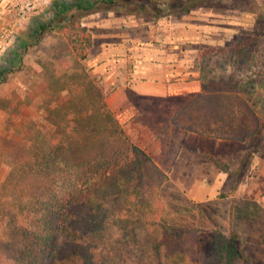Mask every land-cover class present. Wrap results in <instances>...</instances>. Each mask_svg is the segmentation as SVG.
<instances>
[{
    "label": "rangeland",
    "instance_id": "obj_1",
    "mask_svg": "<svg viewBox=\"0 0 264 264\" xmlns=\"http://www.w3.org/2000/svg\"><path fill=\"white\" fill-rule=\"evenodd\" d=\"M130 1L132 9L145 2ZM181 4L174 0L171 7ZM203 6L226 9L228 21H236L240 26L225 44L210 48L209 56L200 60L199 93L175 99L176 110L169 113H150L149 119L159 116L160 121L145 126L133 120L135 116L122 122L109 109L122 133L116 130L110 131V135L84 136L83 147L64 155L66 160L103 157L116 161L132 153L133 146L138 147L167 176L157 194L163 205L162 219L171 230L196 228L199 249L210 253L214 231L220 229L240 253L236 264H242V256L253 264H264V0H212ZM39 16L43 17L42 12ZM40 24L31 22L29 27L41 28ZM46 24L47 21L42 25ZM23 38L28 41L25 46H31L26 52L30 51L28 57L24 55L23 76L15 78L10 88L0 94V182L21 161L22 156H17L13 166L16 154L5 149L13 134L22 137L32 130L38 134L54 131L59 120L54 112L65 104L68 90H81L82 96L78 95L83 111L93 107L95 92L104 97L102 86L89 76L86 68L92 82L81 75L75 85H67L65 76L79 73L77 63L54 27L43 34L23 32ZM0 77L1 83L5 76ZM194 116L210 123L225 119L253 124L256 132L241 142L205 137L182 127ZM109 120L106 118L105 122ZM90 167L85 165L80 172ZM141 201L123 197L112 202L115 223L101 246L119 257L111 264H121L123 259L135 262L146 253L148 226L142 218ZM154 227L163 234L167 245H174L172 234H167L165 228Z\"/></svg>",
    "mask_w": 264,
    "mask_h": 264
},
{
    "label": "trees",
    "instance_id": "obj_2",
    "mask_svg": "<svg viewBox=\"0 0 264 264\" xmlns=\"http://www.w3.org/2000/svg\"><path fill=\"white\" fill-rule=\"evenodd\" d=\"M169 1L163 0V13L175 12L176 9H170ZM180 1L182 6L177 7L180 12L212 2ZM119 2L121 0H113L110 8H122L124 13L138 12L127 10L130 0L122 2L121 7ZM54 30L65 40L77 63L79 73L65 76L69 81L67 85H75L81 75L92 82L80 64L91 46V34L81 25L80 16L60 22ZM78 94L83 93L67 91L65 104L54 112L59 119L54 131L38 134L32 130L26 136L13 134L7 140L5 149L9 154H16L13 166L17 164V156L22 157L15 166L18 168L0 182V264H111L118 261L117 255L102 247L115 223L112 202L123 197L135 202L142 200L148 244L141 259L135 262L123 259L121 264H190L191 261L236 264L240 253L220 229L214 231L211 252L206 253L199 249L196 228L174 231L162 219L163 205L157 192L167 176L143 150L133 146L132 153L116 161L103 157L89 161L65 159L67 151L83 147L84 136L110 135V131L116 130L122 133L103 96L95 92L93 107L83 111ZM106 118H110L109 123L105 122ZM182 127L205 137L240 142L256 132L253 124H236L225 119L210 123L199 116L190 118ZM71 133L75 134L74 138L70 137ZM85 165H91L90 169L80 172ZM155 225L173 235L174 245L165 243ZM241 263L253 264L246 256H242Z\"/></svg>",
    "mask_w": 264,
    "mask_h": 264
},
{
    "label": "crops",
    "instance_id": "obj_3",
    "mask_svg": "<svg viewBox=\"0 0 264 264\" xmlns=\"http://www.w3.org/2000/svg\"><path fill=\"white\" fill-rule=\"evenodd\" d=\"M173 1H169L170 5ZM112 2L53 1L50 6L31 13L17 29L14 46L0 54V76H5L0 83V94L10 88L15 78L23 76L22 64L31 47L25 46L28 41L23 38V32L43 34L56 27L59 20L80 16L81 25L91 34L90 49L81 62L89 76L102 86L107 107L122 122L135 116L133 120H138L140 125L156 123L160 117L149 119L150 113H169L176 110L175 99L199 93L200 60L209 56L210 48L225 44L240 26L236 21H228L226 9L214 6L181 12L174 7L175 12L163 13V0H145L136 8L128 6V11L138 12L124 13L121 9H111ZM40 12L43 17L39 16ZM41 20L47 24L43 26ZM31 22H41L42 27L32 29ZM169 119L167 116V122Z\"/></svg>",
    "mask_w": 264,
    "mask_h": 264
},
{
    "label": "built area",
    "instance_id": "obj_4",
    "mask_svg": "<svg viewBox=\"0 0 264 264\" xmlns=\"http://www.w3.org/2000/svg\"><path fill=\"white\" fill-rule=\"evenodd\" d=\"M53 1L64 0H0V54L14 44L17 29L28 16L50 6Z\"/></svg>",
    "mask_w": 264,
    "mask_h": 264
}]
</instances>
